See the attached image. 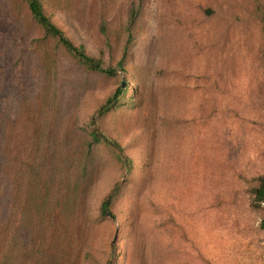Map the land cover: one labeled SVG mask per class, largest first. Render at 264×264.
I'll list each match as a JSON object with an SVG mask.
<instances>
[{
	"label": "rangeland",
	"instance_id": "rangeland-1",
	"mask_svg": "<svg viewBox=\"0 0 264 264\" xmlns=\"http://www.w3.org/2000/svg\"><path fill=\"white\" fill-rule=\"evenodd\" d=\"M41 2L116 74L82 66L26 0H0V263L30 190L51 194L46 264H264V0ZM95 118L107 144L70 212L63 180L83 171Z\"/></svg>",
	"mask_w": 264,
	"mask_h": 264
},
{
	"label": "trees",
	"instance_id": "trees-1",
	"mask_svg": "<svg viewBox=\"0 0 264 264\" xmlns=\"http://www.w3.org/2000/svg\"><path fill=\"white\" fill-rule=\"evenodd\" d=\"M28 3L29 10L31 14L33 15L34 19L42 26V28L45 30V33L48 37L56 39L64 48H66L68 51H70L75 58L80 62L82 66L87 68L89 71L98 73V74H104L108 76H114L116 74L115 68L111 66H107L106 63L101 58H95L87 54L84 47H78L76 46L69 38H67L64 34V32L57 27L55 24L52 23V21L49 19V17L44 12V6L41 2V0H26ZM208 13H212L211 11ZM135 18V17H134ZM134 18L132 19L131 24L134 23ZM106 25L105 21L103 22V26L101 28V32L103 34H106ZM130 44V42H129ZM125 63V58L122 59L119 62V67L123 68ZM125 87L121 86L118 88V90L115 92V94L110 97L106 104L100 109L99 116L102 117L106 113H108L110 110H112L114 107L119 104L121 101V98L126 96L125 94ZM93 128L92 132V140L89 143L88 153L86 154V161L83 166V171L79 172L78 177L70 175L65 180H63L66 184L68 195H67V203L69 205V210H77L79 204H77L79 201H81L82 197L85 196L82 186L86 182L88 178V170L91 166L90 163V155L92 154L93 148L96 144H107L106 138L103 136V133L100 131V128L97 126L96 118L93 120V123L90 124ZM73 165V164H72ZM61 173L67 174L63 169H61ZM71 187L72 192H71ZM255 203L257 207H262L264 205V177L260 179V185L255 190ZM42 193H34L32 191H26L24 194V199L20 200L19 204L22 209V213L20 212V215H22V220L19 223L18 228H15L12 231V236L10 239H7L6 248L4 247L5 251L2 255L1 263L0 264H10L11 262V255L14 250V247L21 243L19 241V236L24 232L26 234L25 238L29 241L28 243H23L18 249L19 256H24L22 253H26L27 256H24V263L27 264V261L33 259V255H37L35 258L38 262V264H46L48 259L55 256L53 252H50L48 254L46 252V237L49 234L50 229L52 228V225H50V220L52 219V207H51V194L48 192L47 194H43V197H41ZM7 195H10V193L7 191L5 194H2L1 198L2 200L5 198H8ZM72 195V196H71ZM34 206H30L29 203H33ZM65 202V201H64ZM41 203V205H40ZM59 203L62 204L63 202L59 200ZM111 199L110 197H107L106 200H104L102 206H101V214L102 215H110V206H111ZM29 207H28V206ZM264 209V208H263ZM48 219V224H47ZM34 220L40 221L42 224L43 233L38 238V231L35 228ZM62 228V225H61ZM63 229V228H62ZM262 229H264V221L262 222ZM44 240V245L41 244V240ZM39 243V245H38ZM47 257V259L45 258ZM19 259V257H17ZM47 260V261H46ZM20 260H17L19 262ZM18 264V263H17ZM20 264V262H19Z\"/></svg>",
	"mask_w": 264,
	"mask_h": 264
}]
</instances>
